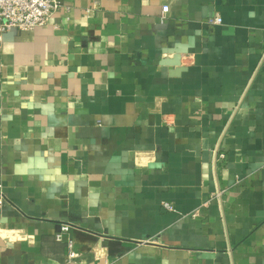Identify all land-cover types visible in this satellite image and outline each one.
I'll use <instances>...</instances> for the list:
<instances>
[{"label":"crops","instance_id":"0c3cea01","mask_svg":"<svg viewBox=\"0 0 264 264\" xmlns=\"http://www.w3.org/2000/svg\"><path fill=\"white\" fill-rule=\"evenodd\" d=\"M61 225L70 264H264V0H61L3 35L0 264H67Z\"/></svg>","mask_w":264,"mask_h":264},{"label":"built area","instance_id":"2783aa9c","mask_svg":"<svg viewBox=\"0 0 264 264\" xmlns=\"http://www.w3.org/2000/svg\"><path fill=\"white\" fill-rule=\"evenodd\" d=\"M61 7V0H0V45L3 35L7 33H20L32 31L37 27H43L51 16ZM167 6H163L161 12H167ZM210 22L219 24L218 17L210 19ZM220 191L215 195H219ZM163 208L173 211L170 204L164 203ZM57 242H64L66 247L65 263L70 264L77 253L73 249V241L69 237V226L61 225L54 233Z\"/></svg>","mask_w":264,"mask_h":264}]
</instances>
